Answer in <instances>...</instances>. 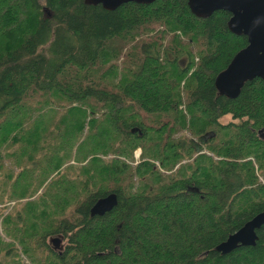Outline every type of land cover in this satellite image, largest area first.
<instances>
[{
  "label": "trees",
  "instance_id": "1",
  "mask_svg": "<svg viewBox=\"0 0 264 264\" xmlns=\"http://www.w3.org/2000/svg\"><path fill=\"white\" fill-rule=\"evenodd\" d=\"M230 17L0 0V226L31 262L264 264V225L216 250L264 210V80L235 98L214 83L248 43Z\"/></svg>",
  "mask_w": 264,
  "mask_h": 264
},
{
  "label": "water",
  "instance_id": "2",
  "mask_svg": "<svg viewBox=\"0 0 264 264\" xmlns=\"http://www.w3.org/2000/svg\"><path fill=\"white\" fill-rule=\"evenodd\" d=\"M154 0H85L88 4H99L106 10H113L123 3L149 4ZM191 12L198 17H206L216 10L231 14L228 27L235 34H243L247 45L239 50L228 66L215 77L219 93L228 98L238 96L243 83L260 78L264 80V0H187ZM263 129L258 133L262 137ZM117 204V195L109 193L99 198L90 208V214L103 215ZM264 225V210L247 220L226 240L216 246L221 254H227L241 246H254L257 233ZM54 243L56 239L52 240ZM59 241V240H58Z\"/></svg>",
  "mask_w": 264,
  "mask_h": 264
},
{
  "label": "rangeland",
  "instance_id": "3",
  "mask_svg": "<svg viewBox=\"0 0 264 264\" xmlns=\"http://www.w3.org/2000/svg\"><path fill=\"white\" fill-rule=\"evenodd\" d=\"M185 60L182 59V63ZM229 120V118H223L224 122H227ZM210 133H207L205 136L206 138L209 137ZM140 155V148L135 149L134 151V160L138 161ZM135 161V162H136ZM14 202H12L9 205H13ZM0 235L3 237V240L6 242H10V244L14 247H16L15 250H13V252L10 255H7L5 253H0V263L2 264H34L33 262H31V260L22 253V251L20 250L19 246L17 245V242L14 239H11L8 235H5L3 233V230L0 226ZM53 239H56L57 242L54 243L53 241H51L52 245L54 246L55 250H61L65 244V241L63 238H61L60 236H54ZM59 240V241H58ZM10 253V252H9Z\"/></svg>",
  "mask_w": 264,
  "mask_h": 264
}]
</instances>
